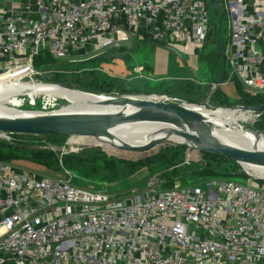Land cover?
Wrapping results in <instances>:
<instances>
[{
  "label": "built area",
  "instance_id": "1",
  "mask_svg": "<svg viewBox=\"0 0 264 264\" xmlns=\"http://www.w3.org/2000/svg\"><path fill=\"white\" fill-rule=\"evenodd\" d=\"M215 3L5 0L0 85L54 74L36 69L35 60L76 64L81 49L88 59L135 42L200 50ZM219 8L229 19L224 83L237 81L249 96L264 97V0H221ZM242 178L166 188L153 174L144 192L122 200L0 162V264H264V191L249 172Z\"/></svg>",
  "mask_w": 264,
  "mask_h": 264
},
{
  "label": "rangeland",
  "instance_id": "2",
  "mask_svg": "<svg viewBox=\"0 0 264 264\" xmlns=\"http://www.w3.org/2000/svg\"><path fill=\"white\" fill-rule=\"evenodd\" d=\"M210 33L207 39V46L203 51V62L197 60L195 57H190V56H185L187 64L184 65L183 63L182 66L181 64H176V61H179L175 55L168 51H164L161 48H156L153 47V43L150 42H135L132 47L126 48L123 53L127 54L128 56L126 58H121V59H116V60H110V61H100L97 63H91L88 62L89 60L88 56H86V49H81L79 51V58H76L78 62L76 64H68V63H57V67L59 68H66L69 69V71L73 74H64L66 75L61 81L64 82V84L72 85L76 84L75 82V76L80 77L77 72L74 73L75 70H96L99 72H103L104 74H108L111 77H124L127 78L126 76L134 77V68L136 66H150V67H155L159 65V68L161 70V77H166L163 81H157L155 78H152V76L149 72L147 73L148 77V84L149 87L146 88H141L140 92L142 94H150L148 92H151V95H158L162 94V90L165 89H177L180 86V83L185 81V80H193L196 82H200L204 85H206L211 79V72L209 71V68L207 67V63H210L211 60H209L207 57L210 56V54H214L215 52L218 51L220 53V50L223 49L225 52L228 46L229 42V19L227 18L224 9L223 8H217L214 5H211L210 8ZM76 54V53H75ZM222 56V53H220ZM84 56V58H83ZM76 57V55H75ZM223 57V56H222ZM177 59V60H176ZM181 62V61H180ZM173 65H176L177 69H173ZM51 75H46L43 78H46ZM181 77H184L186 79H181ZM179 78V79H178ZM42 77L40 78H34V82H32V79H27L24 82L21 83H33L34 85L31 84V86H37V85H45L47 82L45 80H41ZM9 84H20L16 82H11V83H5L0 86L4 85H9ZM56 85V84H52ZM224 86V91L226 92V100L229 102V107L228 109H231L229 111L234 110L236 107H239L237 104L238 97L237 95H234V90H232V87H228L225 84ZM164 88V89H161ZM169 89V90H170ZM75 91H78L74 89ZM80 92V91H78ZM86 93V92H84ZM87 94V93H86ZM213 95V94H212ZM104 98H115L118 96H125V95H107V94H102L99 95ZM128 97H135L139 95H126ZM213 95L212 99H214ZM94 97V96H93ZM147 97V96H146ZM50 103L54 104L55 102H60L59 105L52 106V107H44V103ZM194 101V100H192ZM198 103L199 101H194ZM34 103V104H31ZM202 106H192L196 109H201L204 108L209 111H213L216 108L212 103L210 102H201ZM69 103L65 101L64 99H55V98H50L42 95H29L25 97H15L11 100H4L1 102L0 106L4 108H13L19 110L20 106H25L24 110L27 112H36V113H41V114H49V113H55L59 110H61L64 107H67ZM188 105V104H187ZM191 106V105H188ZM226 108V107H224ZM20 110V111H24ZM239 115H244L249 117L250 119L247 122H238V124L233 123V121H225L223 120L220 116V118H217L215 121L209 120L206 122L208 127H210L213 130L217 131H223L226 129H237V130H244L250 133L251 135H255L258 132L264 133V130L259 131L258 124L263 123V119L260 117H254L253 114L251 113H238L237 116ZM34 137V136H33ZM2 140L11 142L13 141V137L10 136H5V137H0ZM43 137H36L31 139L32 142H36V145L40 148L43 149H48L54 152L55 154H58L60 158V166L58 168L51 169V170H40L36 166L29 164V163H19L17 164L18 167H23L26 169L30 170H36L37 172L51 176L53 178H60L64 179L67 181H71L74 185L80 186L83 188H89L92 186L96 190H101V191H106L110 195L116 196L119 199H127L126 196L132 195L133 192H137L138 194H141L146 190V180L150 176L149 174L145 172H140L138 174H135L130 177L124 178L123 176L115 175V177L110 178L107 173L100 169V168H91L89 165H82V166H77L76 169L70 170L66 168L62 162V158L66 156H75V157H81V155L84 152H91V151H100L104 152L108 156H113V157H118L122 160H139V159H144L148 158L151 155H154L159 152H165V151H174L177 148H180L178 146L170 145L167 141L156 145L154 148H152L150 151L144 152V153H136V154H131L128 156V154L124 153H113L112 150H109L107 147L104 145H107L104 142H99V141H92L91 139L93 138H82L81 137H70L68 139H60V140H51L47 139H41ZM47 139V140H46ZM17 140V139H16ZM21 140V139H18ZM38 142H47L44 144H39ZM103 144V145H102ZM170 145L168 149H159V147L164 146V145ZM175 144V143H173ZM179 145V144H176ZM110 146V145H109ZM155 149V150H154ZM154 150V151H153ZM188 152V158L186 159V164L191 167V166H202V167H211L213 165L217 164H222L220 158H216L214 156H206L201 153H197L193 151L191 148L186 147L185 149ZM226 164V163H224ZM240 166V165H239ZM223 168V167H222ZM240 168L243 170V175H248V171L241 167ZM154 174H158L161 177H164L165 175H168L169 173H172L171 170H160L153 172ZM251 175L254 176L255 179L261 180L259 184L261 185L263 191H264V178L259 176L256 173L249 172ZM206 178H199L196 176H189L187 177L184 182H180V184L183 187L186 186H192L196 185L200 181L204 180ZM236 181L242 182L244 179L242 177L238 178H232ZM83 182H87L86 184H83Z\"/></svg>",
  "mask_w": 264,
  "mask_h": 264
},
{
  "label": "trees",
  "instance_id": "3",
  "mask_svg": "<svg viewBox=\"0 0 264 264\" xmlns=\"http://www.w3.org/2000/svg\"><path fill=\"white\" fill-rule=\"evenodd\" d=\"M208 39V38H207ZM207 43V41H206ZM207 44H205L204 49L206 48ZM222 56L224 57V51L221 49ZM222 56L220 53L215 52L214 54H210L209 57H207L209 60H211L210 64L214 65L215 69L221 74L222 71ZM202 59H204L202 57ZM57 63L52 59L49 58L47 61H43L42 59H36L35 60V67L38 70H46L52 69L56 73L51 74V76H48L46 78H43L41 80H45L47 84H64L62 79L66 76L64 75L66 71H69V69L66 68H59L57 67ZM64 72V73H58V72ZM75 83L69 86H72L74 89L80 91V92H86L87 94H93V95H139L135 92L128 91L124 89L121 85L118 83L111 81H108L103 76H98L94 73H86L81 75L80 77L75 76ZM68 85V84H66ZM238 101L237 104L239 107L246 106V107H252V106H259L264 105V97H251L247 93L244 92L243 87L241 84L237 81H235ZM214 99L210 100L212 105H214L216 108H229L231 105H229V102L226 100L223 92L217 91L214 94ZM195 101V100H194ZM201 101V99L196 100ZM44 103V107H52L59 105L60 102H55L53 105L50 103ZM201 103V102H200ZM34 104V103H31ZM25 106H20L19 110H24ZM26 111V110H24ZM260 118L263 119V123H259V131L264 130V114L260 115ZM13 137V141L8 142L5 140H2L0 138V162H7V163H13V164H19V163H29L40 170H51L55 168H58L60 166V158L58 154H55L51 150L40 148L36 145V142H32L31 139L35 138V136H27V135H11ZM48 140H60V139H68L69 137H46ZM17 139V140H16ZM21 139V140H18ZM41 139H45L40 138ZM46 139V140H47ZM82 139V138H80ZM149 139V138H148ZM145 139L144 141L148 140ZM95 142V139H91ZM97 141V140H96ZM168 142V141H167ZM39 144H44L47 142H38ZM171 146H178L180 148H177L174 151H165V152H159L154 155H151L148 158L139 159V160H122L118 157L108 156L104 152L100 151H87L84 152L81 157H75V156H66L62 158V162L64 166L70 170L76 169L78 166L82 165H89L91 168H100L104 170L107 175L110 178L115 177V175L123 176L124 178L133 176L135 174H138L140 172H145L149 175H153V172L156 171H162V170H171L172 173H169L168 175H165L162 177L165 187L170 188L172 187L173 183L176 181L184 182V180L189 176H196L199 178H238L243 177V170L240 168V166L229 159L218 157L216 155L201 153L198 151H195L197 153H201L208 156H214L216 158H220L222 164H217L216 166L213 165L211 167H202V166H191L189 167L186 164V159L188 158V152L185 150L186 146L183 145H176L172 142H168ZM103 145V144H102ZM170 145H164L159 147V149H168ZM109 150H112V152L117 153H124L128 154L130 156L131 152H126L122 150H117L111 146H107ZM155 150V149H154ZM153 150V151H154ZM114 153V154H115ZM133 154V152L131 153ZM136 154V153H134ZM226 163V164H224ZM223 167V168H222ZM118 175V176H119ZM87 182H83V184H86ZM92 187V186H90Z\"/></svg>",
  "mask_w": 264,
  "mask_h": 264
},
{
  "label": "water",
  "instance_id": "4",
  "mask_svg": "<svg viewBox=\"0 0 264 264\" xmlns=\"http://www.w3.org/2000/svg\"><path fill=\"white\" fill-rule=\"evenodd\" d=\"M220 3L221 0H216L215 7L219 8ZM155 46L173 53L184 65L187 64L184 54L178 49L160 44H155ZM220 53H222L221 50ZM115 58L116 56L114 55L103 54L90 59L89 62L97 63ZM226 71V60L225 57H222V73L215 83L217 88L224 84ZM56 85L74 91L72 86L61 83ZM148 98L146 96L105 98V104L107 105H130L139 110L134 115L128 117L111 113H49L30 117H0V134L36 137H81L93 138L99 142H103L102 140L104 138L110 137L111 130L130 122L169 123L187 129V132L175 131V133L184 138L190 144L188 147L195 151L232 160L243 168L244 163L264 166V152L258 150H242L219 143L209 132L208 125L201 119L197 112L184 106L149 100ZM185 100L190 105L202 106L200 102L196 103L190 99ZM218 109L231 110L228 108ZM234 110L263 115L264 105L252 107L242 106L236 107ZM172 134V132H169V135L163 139L153 141L145 146L123 145L122 147H118V149L126 152L144 153L150 151L156 145L167 141ZM254 136L259 140L260 137L264 138V133L258 132Z\"/></svg>",
  "mask_w": 264,
  "mask_h": 264
},
{
  "label": "bare ground",
  "instance_id": "5",
  "mask_svg": "<svg viewBox=\"0 0 264 264\" xmlns=\"http://www.w3.org/2000/svg\"><path fill=\"white\" fill-rule=\"evenodd\" d=\"M15 82L20 84H9L0 86V104L6 99L11 100L18 96L21 97L22 95H42L60 100L64 99L65 101H67V103H69L67 107L62 108L61 110L55 113H111L120 114L124 117H128L134 115L139 111L136 107L130 105H107L105 104L106 99L102 96L86 94L84 92H78L75 90H68L58 85L45 84L29 86L21 83L19 80H16ZM148 99L156 101L162 100L161 98L152 97ZM188 105L185 104L184 106L197 112L201 119L205 121V123L208 122V119L215 121L218 116H220L225 121H233V123L235 124H238V122H247L250 119L249 117L244 115L237 116L238 113L250 112H242L240 110L229 111L222 109L213 110L211 112L204 108L196 109L192 107L193 105ZM39 114L41 113L20 111L17 109L4 108L0 106V117H30ZM208 129L209 132L214 136V138L223 145L242 150H258L264 152L263 137H260V139L257 140L254 135H251L250 133L244 130L226 129L223 131H215L210 127H208ZM175 131L187 132V129H183L178 125H173L169 123L130 122L111 130L110 137L104 138L102 141L110 145L111 147L120 150L118 149V147H122L123 145L136 147L148 145L153 141L163 139L165 136L169 135V132H172L173 134L169 136L167 140L168 142L188 147V145L190 144L186 142L184 138L176 134ZM145 139L148 140L144 141ZM243 165L248 172L256 173L262 178H264V166L246 163H244Z\"/></svg>",
  "mask_w": 264,
  "mask_h": 264
},
{
  "label": "crops",
  "instance_id": "6",
  "mask_svg": "<svg viewBox=\"0 0 264 264\" xmlns=\"http://www.w3.org/2000/svg\"><path fill=\"white\" fill-rule=\"evenodd\" d=\"M75 1H77V0H75ZM4 4H5V0H0V5L3 6ZM153 47L159 48V47L155 46V44H153ZM125 49H123L121 51H109L106 54H110V55L116 56L115 59H111V60L121 59L122 57L126 58L128 55L123 53V51ZM177 49L179 51H181L184 54V56L195 57L200 62L201 61L203 62V59H202L203 55L202 54H203L204 48H202L200 50H194V49H191V47L184 48V47H181V46H177ZM164 51L166 52L167 50H164ZM176 58L179 60V61H176V64L183 63L177 56H176ZM89 60H87V61L89 62ZM107 61H110V60H107ZM181 66H182V64H181ZM207 67L209 68V71L211 72L212 79L206 85H204V84H202L200 82H196V81L188 79V80H185V81L181 82L180 86L177 89L173 90V89L169 88L170 90L169 89L162 90V94H160V96L179 97V98H182V99H190V100H195V101L201 99L200 102H210V103H211L210 100H212V98H213L212 96L217 91L223 92L224 96H226L225 95L226 92L223 89L224 85H222L219 88H217L216 85H215V83L217 82V80L219 79L221 74L217 71V69H215L214 65H211L210 63H207ZM138 68H142L143 69V71L140 74L137 73V71H136ZM172 68L173 69H177L176 65H173ZM75 72H79L78 73L79 75H83V74H86V73H94V74H96L98 76L101 75V76L105 77L106 79H108V81L112 80L113 82L118 83L124 89H126L128 91L135 92L136 94H139V96H147V97H157L158 96V95H155V96L151 95V92H148L150 94H146V95H144V94H142V92H140L141 88H146L147 89L149 87L148 80H147V77H148L147 73L148 72L152 75L150 77L155 78L157 81H163L164 79H166V77H161L160 76L161 75V70L159 68V65L155 66V67H150L148 65L147 66L146 65L145 66H143V65L142 66H136L134 68V70H133L134 77H130V76L127 75L126 76L127 78H124V77H122V78H120V77H111L108 74H104L103 72H99V71L92 70V69L90 71L86 70V69L85 70H82V69L78 70L77 69V70H75ZM221 73H222V71H221ZM181 79H186V78L181 77ZM224 84L226 86H228V87L229 86L232 87V90H234V95L235 94L237 95L235 82H232L230 84H226V83H224ZM32 85H34V84H32ZM161 89H164V88H161Z\"/></svg>",
  "mask_w": 264,
  "mask_h": 264
},
{
  "label": "flooded vegetation",
  "instance_id": "7",
  "mask_svg": "<svg viewBox=\"0 0 264 264\" xmlns=\"http://www.w3.org/2000/svg\"><path fill=\"white\" fill-rule=\"evenodd\" d=\"M25 85H29V86H31V84H33V83H24ZM25 96H29V95H22V97H25ZM228 113V112H227ZM218 118H220V117H218Z\"/></svg>",
  "mask_w": 264,
  "mask_h": 264
}]
</instances>
